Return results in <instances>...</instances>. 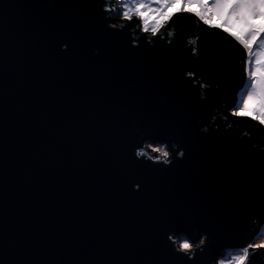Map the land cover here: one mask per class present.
Segmentation results:
<instances>
[{
	"label": "water",
	"instance_id": "water-1",
	"mask_svg": "<svg viewBox=\"0 0 264 264\" xmlns=\"http://www.w3.org/2000/svg\"><path fill=\"white\" fill-rule=\"evenodd\" d=\"M105 6L0 0V264H217L264 223V136L221 115L243 50L189 43L187 12L150 42Z\"/></svg>",
	"mask_w": 264,
	"mask_h": 264
},
{
	"label": "snow or ice",
	"instance_id": "snow-or-ice-1",
	"mask_svg": "<svg viewBox=\"0 0 264 264\" xmlns=\"http://www.w3.org/2000/svg\"><path fill=\"white\" fill-rule=\"evenodd\" d=\"M177 3L182 6L176 8L175 12L164 15L162 9ZM192 4L198 5L200 10L183 7ZM186 10L210 28L226 32L240 45L245 55L243 60L245 83L238 93L232 115L257 121L264 127V67H260L264 62L260 56L264 50V0H110V3L106 0L105 6V11L115 13L125 22L130 23L134 19L138 21L137 27L140 32L147 35L150 42L154 37L159 36L163 39L166 35L169 43L175 36V30L169 29V24L174 16L183 14ZM212 17L219 22L213 23ZM165 29L169 30L165 32ZM189 43L195 44L196 41L192 40ZM192 52L196 54L197 48L193 47ZM188 75L193 76L194 73L189 72ZM148 148L158 155L151 156L144 149L138 150L136 155L163 164L172 162L170 160L172 154L166 147H153L150 144ZM179 155L182 157L184 152L181 151ZM177 244L179 250L189 254L193 253L194 248L205 245V239H200L199 245H196L189 238H181ZM262 248L264 242L248 243L235 254L228 252L218 264H250L253 253Z\"/></svg>",
	"mask_w": 264,
	"mask_h": 264
},
{
	"label": "rangeland",
	"instance_id": "rangeland-1",
	"mask_svg": "<svg viewBox=\"0 0 264 264\" xmlns=\"http://www.w3.org/2000/svg\"><path fill=\"white\" fill-rule=\"evenodd\" d=\"M182 5L181 4H179V3H177V4H173V5H171V6H169V7H166V9H162V11H164V15H167L168 13H173V12H175V9L176 8H179V7H181ZM183 7L185 8V9H187V8H192V9H196V10H200V8H199V6L198 5H196V4H192V5H183ZM185 12H187V13H189L187 10L185 11ZM195 16V15H194ZM196 17V16H195ZM174 18V17H173ZM196 19H198L197 17H196ZM212 22L213 23H218L219 21L218 20H216V18L215 17H212ZM258 23H259V21H257ZM205 29L206 30H204V31H200V32H195V34H196V37H195V41H196V39L198 40V39H200L201 37H202V35H204V34H206L207 32V30H214V29H216V28H211L210 29V27L207 25V24H205ZM220 30V29H219ZM220 33H221V36H224V37H226V36H229L226 32H223V31H221L220 30ZM229 37H231V36H229ZM232 38V37H231ZM233 39V38H232ZM236 42V41H235ZM260 56H261V59H262V61H264V50H262V52L260 53ZM245 59V56H244V58H243V60ZM264 65V62H262V64L260 65V67H262ZM244 72V71H243ZM244 81H245V75H244ZM243 81V85L242 86H240L239 88H235V91H234V93H233V98L234 99H232V102H231V104H228V106H226L224 109V111H223V119H229L228 117H227V115L228 116H230L231 118H233V119H240L242 122H244L245 124H246V126L247 127H250V126H253V127H256V129H255V131L257 130H259L260 128H261V125L257 122V121H254V120H251V119H248V118H241V117H237V116H234V115H232V111H233V109H234V107H235V105H236V101H237V97H238V93L240 92V90L243 88V86H244V82ZM230 103V102H229ZM264 128V127H263ZM262 128V129H263ZM260 131H261V129H260ZM261 134V133H260ZM262 135V134H261ZM261 242H264V223L263 224H259V226H258V230H257V233H256V235L254 236V238L249 242V243H257V244H259V243H261ZM246 246V245H245ZM241 248H243V247H237V248H232V249H229V248H227V249H224V253H221L220 255H219V258H218V261H217V264H218V262H219V260H221L222 258H224L225 257V255L228 253V252H232L233 254H235V252L236 251H238L239 249H241Z\"/></svg>",
	"mask_w": 264,
	"mask_h": 264
},
{
	"label": "trees",
	"instance_id": "trees-1",
	"mask_svg": "<svg viewBox=\"0 0 264 264\" xmlns=\"http://www.w3.org/2000/svg\"><path fill=\"white\" fill-rule=\"evenodd\" d=\"M231 38V37H230ZM232 39V38H231ZM233 40V39H232ZM234 41V40H233ZM231 102H232V99H231V101H230V103L229 104H231ZM228 106V105H227ZM227 117L230 119V120H237V119H233V118H231L230 116H228L227 115ZM238 121H241L240 119H238ZM245 126H246V124L244 123V122H242ZM263 127L261 126V131H260V129L257 131L258 132V134L260 135V133L262 134V136H264V128L262 129ZM260 251H262V252H264V248H262V249H259Z\"/></svg>",
	"mask_w": 264,
	"mask_h": 264
},
{
	"label": "flooded vegetation",
	"instance_id": "flooded-vegetation-1",
	"mask_svg": "<svg viewBox=\"0 0 264 264\" xmlns=\"http://www.w3.org/2000/svg\"><path fill=\"white\" fill-rule=\"evenodd\" d=\"M173 26V20H172V22L169 24V28H171ZM166 30V29H165ZM225 110V109H224ZM223 110V111H224ZM224 114V113H223ZM251 127V126H250Z\"/></svg>",
	"mask_w": 264,
	"mask_h": 264
},
{
	"label": "bare ground",
	"instance_id": "bare-ground-1",
	"mask_svg": "<svg viewBox=\"0 0 264 264\" xmlns=\"http://www.w3.org/2000/svg\"><path fill=\"white\" fill-rule=\"evenodd\" d=\"M262 67H264V65H263ZM244 82H245V81H244ZM221 115H222V117H223V112L221 113Z\"/></svg>",
	"mask_w": 264,
	"mask_h": 264
}]
</instances>
